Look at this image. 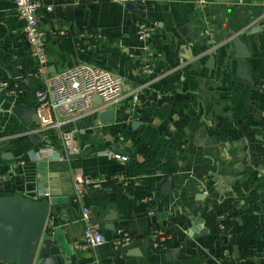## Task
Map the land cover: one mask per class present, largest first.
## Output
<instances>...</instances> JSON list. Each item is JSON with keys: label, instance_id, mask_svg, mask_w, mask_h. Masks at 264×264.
<instances>
[{"label": "crops", "instance_id": "obj_1", "mask_svg": "<svg viewBox=\"0 0 264 264\" xmlns=\"http://www.w3.org/2000/svg\"><path fill=\"white\" fill-rule=\"evenodd\" d=\"M33 1L47 77L86 64L120 77L125 92L103 108L111 122L98 121L103 106L92 101L62 125L69 149L57 131L27 125L16 112L38 121L42 82L12 0H0V82L8 88L0 93V196L58 200L49 219L64 232L70 264H264V0H140L141 16L117 0ZM140 23L154 27L150 77L139 61ZM91 32L105 39L89 50ZM141 85L133 106L131 90ZM75 173L125 181L96 184L83 199L104 238L95 250L74 247L84 229ZM157 228L171 234L166 253L149 245ZM120 230L133 240L115 250Z\"/></svg>", "mask_w": 264, "mask_h": 264}, {"label": "built area", "instance_id": "obj_2", "mask_svg": "<svg viewBox=\"0 0 264 264\" xmlns=\"http://www.w3.org/2000/svg\"><path fill=\"white\" fill-rule=\"evenodd\" d=\"M128 0H117V2ZM16 15L23 22V36L29 46V57L34 63V78L42 82L41 87L34 93L35 114L38 118L41 129L55 130L59 133L62 146L70 148L72 139L71 133L61 131L62 125L69 119L85 114L92 107L94 98L99 99L102 104L101 110L109 104L122 99L125 92L123 80L107 71H103L91 65L79 64L73 68L65 70L57 75L47 77V53L45 48V33L40 29L36 17L37 9L40 5L33 0H12ZM204 4L203 0H198ZM47 10H50L47 7ZM154 33V27L145 23L138 24L136 28V40L139 43V61L141 71L145 77L153 75L154 53L150 47L149 40ZM204 34L209 36V31ZM53 35H63V32L53 33ZM89 40L88 49L97 48L98 44L105 39L99 32L87 34ZM147 85H141L131 90L130 99L134 106L138 100V95L146 89ZM0 89L4 91L7 84L0 82ZM6 92V91H5ZM10 95L15 92L8 90ZM104 111V110H103ZM121 161H126L125 157L114 155ZM107 182H120L125 185L123 178L112 175L107 179L91 178L81 173H75L72 177L73 200L80 207V219L84 226L82 236L74 247L76 250H95L104 242L99 224L91 220V213L84 205L83 199L88 190L96 184ZM133 237L125 231H117L116 237L111 241L113 249L126 247L131 244ZM171 234L164 229L153 230L150 247L157 252L166 253L169 251Z\"/></svg>", "mask_w": 264, "mask_h": 264}, {"label": "water", "instance_id": "obj_3", "mask_svg": "<svg viewBox=\"0 0 264 264\" xmlns=\"http://www.w3.org/2000/svg\"><path fill=\"white\" fill-rule=\"evenodd\" d=\"M140 0L119 2L125 10L140 15L136 8ZM237 0H218L219 3ZM235 42V41H233ZM239 43V41L237 40ZM240 72V73H239ZM241 80L249 82L247 71L242 65L238 68ZM3 89H0V93ZM93 102L99 104L97 98ZM27 125L33 122L38 125L32 111L22 109L16 112ZM113 120L110 110L98 115L100 123ZM135 122L131 123L132 127ZM33 140V138H31ZM30 139V140H31ZM38 144V142H34ZM171 179L168 180V192L171 195ZM59 205L55 199H40L26 194L16 193L13 196H0V264H70V252L62 230L57 231L49 216L52 207Z\"/></svg>", "mask_w": 264, "mask_h": 264}]
</instances>
